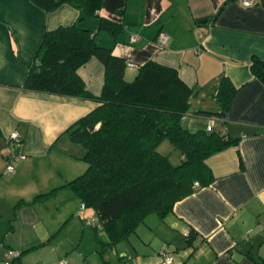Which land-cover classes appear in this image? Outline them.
<instances>
[{"label": "crops", "instance_id": "1", "mask_svg": "<svg viewBox=\"0 0 264 264\" xmlns=\"http://www.w3.org/2000/svg\"><path fill=\"white\" fill-rule=\"evenodd\" d=\"M99 13L123 24L116 40L100 33L96 42L125 59L127 81L148 61L175 69L197 90L190 123H210L212 131L237 140L206 159L214 177L209 186L141 232L146 217L100 264H161L163 253L173 256L172 264H264V82L250 70L254 58L264 60V0L251 7L240 0H102ZM78 17L68 4L48 12L31 0H0V264L11 251L19 254L16 264H90V249L96 254L107 242L101 227L84 224L94 212L81 210L66 187L87 168L84 149L67 129L97 104L23 88L44 32ZM82 24L96 28L92 19ZM159 34L167 36L165 46ZM77 74L90 94L100 95L104 67L97 59ZM222 77L235 94L219 117L215 90ZM13 131L24 157L10 173L4 155Z\"/></svg>", "mask_w": 264, "mask_h": 264}, {"label": "trees", "instance_id": "2", "mask_svg": "<svg viewBox=\"0 0 264 264\" xmlns=\"http://www.w3.org/2000/svg\"><path fill=\"white\" fill-rule=\"evenodd\" d=\"M31 1L48 12L68 4L79 13L74 24L44 32L23 88L97 104L67 129L70 140L84 149L80 159L87 168L66 187L94 212L107 237L105 251L127 240L149 215L164 219L175 203L209 186L214 177L206 159L237 140L190 123L197 117L190 106L197 90L175 69L148 61L132 81L125 79V59L96 42L100 33L116 40L124 28L100 15L102 0ZM85 19L96 21L95 30L82 24ZM91 58L104 67L98 96L86 90L77 74ZM250 70L264 82V60L254 58ZM234 94L222 77L215 90V115L224 116ZM164 140L178 151V164L159 152Z\"/></svg>", "mask_w": 264, "mask_h": 264}, {"label": "built area", "instance_id": "3", "mask_svg": "<svg viewBox=\"0 0 264 264\" xmlns=\"http://www.w3.org/2000/svg\"><path fill=\"white\" fill-rule=\"evenodd\" d=\"M240 2L244 7H251L256 3V0H240ZM157 40L160 46H165L167 43V36L165 34H159ZM130 41L135 42L137 41V38L136 37L131 38ZM211 129H212L211 124L208 123V125L206 126V131H211ZM7 140L9 146L7 152L4 155V159L6 161L5 171L11 173L14 171V163L17 162L19 159L23 158L24 156L22 152H20V148L22 145L18 132L13 131L8 136ZM83 209H85V207L83 204H81V210ZM84 224L87 227H91V228H97L100 226L95 217H90L85 219ZM9 255L11 258L8 261H6L4 264H16V260L18 259L19 254L14 251H11ZM172 262H173V256L171 254L163 253V261L161 262V264H172ZM56 264H64V263L62 261H59Z\"/></svg>", "mask_w": 264, "mask_h": 264}, {"label": "rangeland", "instance_id": "4", "mask_svg": "<svg viewBox=\"0 0 264 264\" xmlns=\"http://www.w3.org/2000/svg\"><path fill=\"white\" fill-rule=\"evenodd\" d=\"M208 102H209L210 105L212 104L210 102V100ZM196 109L197 108L195 107V104H194L192 106V109L191 110H196ZM158 150H159V152L161 154H164V155H166L168 157V159L171 162V164L176 165V164L179 163V161H180V158H179L180 155H179L178 151L172 146V144L168 140H164L158 146ZM160 221H162V219H160L156 215L149 216L146 219L145 223H144L145 227H141V230H142L141 232L147 231L146 230V227L154 228L156 226V224H158V222H160ZM138 232H140V231H138ZM140 234L141 233H139L138 235H140ZM106 240H107V237H106ZM136 240H137V238L136 237H133V241L136 242ZM113 247H115V246H113ZM113 247H111V248L105 247V251L107 250L108 252H110V249H113ZM105 251H101V247H98V250H97V252L95 254V253L92 252V248H91L90 251L88 252V260H89L90 264H95V263L100 264L103 261V258H101V256H103V253ZM107 258L108 259H112V256L111 255H108ZM104 259H105V257H104ZM84 263H85V261L82 262V264H84Z\"/></svg>", "mask_w": 264, "mask_h": 264}, {"label": "water", "instance_id": "5", "mask_svg": "<svg viewBox=\"0 0 264 264\" xmlns=\"http://www.w3.org/2000/svg\"><path fill=\"white\" fill-rule=\"evenodd\" d=\"M204 22V21H203Z\"/></svg>", "mask_w": 264, "mask_h": 264}]
</instances>
